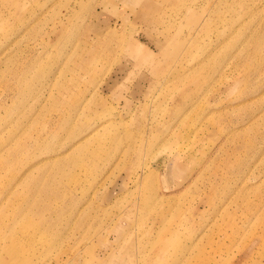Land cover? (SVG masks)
Returning <instances> with one entry per match:
<instances>
[{
	"label": "rangeland",
	"instance_id": "1",
	"mask_svg": "<svg viewBox=\"0 0 264 264\" xmlns=\"http://www.w3.org/2000/svg\"><path fill=\"white\" fill-rule=\"evenodd\" d=\"M14 1L0 264H264V0Z\"/></svg>",
	"mask_w": 264,
	"mask_h": 264
},
{
	"label": "bare ground",
	"instance_id": "2",
	"mask_svg": "<svg viewBox=\"0 0 264 264\" xmlns=\"http://www.w3.org/2000/svg\"><path fill=\"white\" fill-rule=\"evenodd\" d=\"M11 1V0H10ZM13 1V0H12ZM16 1V0H15ZM14 1V2H15ZM8 3V2H7ZM13 3V2H12ZM17 4V3H16ZM5 6V5H4ZM11 6V5H10ZM142 6H144V8L142 9V8H140L139 10H144V9H147L148 10V7H147V5H146V2H143V4H142ZM18 7V6H17ZM13 8V7H12ZM9 9V8H8ZM11 10V9H10ZM16 10V9H15ZM18 11H21V10H18ZM22 11H23V9H22ZM145 11V10H144ZM9 13V12H8ZM16 14H17V10H16V12H15ZM1 14V13H0ZM10 14V13H9ZM3 15V14H2ZM5 15V14H4ZM4 22V21H3ZM7 22H9L8 20H7ZM60 22H61V20H60ZM2 23V22H1ZM7 24V23H6ZM56 25V24H55ZM61 26V25H60ZM62 27V26H61ZM54 28V27H53ZM58 28V27H57ZM55 31V30H54ZM56 33V32H55ZM257 37H258V35H257ZM250 39H252L253 41H254V39L251 37ZM175 53H173V54H171V56H172V61H174L175 62V58H177V57H175V55H174ZM179 54V53H178ZM174 58V59H173ZM160 260H162L161 258H159ZM238 264V263H237Z\"/></svg>",
	"mask_w": 264,
	"mask_h": 264
}]
</instances>
